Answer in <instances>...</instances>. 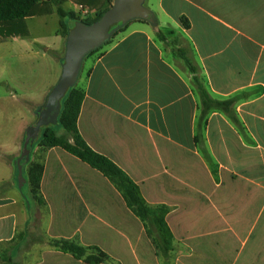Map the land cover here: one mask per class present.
I'll return each mask as SVG.
<instances>
[{
	"label": "crops",
	"instance_id": "0c3cea01",
	"mask_svg": "<svg viewBox=\"0 0 264 264\" xmlns=\"http://www.w3.org/2000/svg\"><path fill=\"white\" fill-rule=\"evenodd\" d=\"M52 8L54 41L31 31L0 39L57 64L42 107L62 73L61 22L75 25ZM62 8L83 20L81 5ZM146 8L151 21L121 25L84 58L79 131L150 205L170 207L171 264H264V0H146ZM216 102H230L238 124ZM34 156L45 205L26 207L13 181L0 182V264L6 255L17 264H84L54 250L52 238L100 247L112 258L103 264H164L104 175L58 147L38 145Z\"/></svg>",
	"mask_w": 264,
	"mask_h": 264
},
{
	"label": "trees",
	"instance_id": "16d2710c",
	"mask_svg": "<svg viewBox=\"0 0 264 264\" xmlns=\"http://www.w3.org/2000/svg\"><path fill=\"white\" fill-rule=\"evenodd\" d=\"M66 0H0V39L25 38L29 36V29L26 19L42 15H49L53 12L52 6L57 8L58 15L64 19L70 17L76 22H83L91 25L98 21L109 9L114 0H72L89 10L97 11L96 17L90 20L76 18L73 12L68 13L62 8ZM153 17V15H152ZM122 24L111 28V33L117 35L116 30ZM65 38L68 37L69 29L61 22ZM119 31V30H118ZM192 70L194 69L193 66ZM201 89V96L204 108L209 109L207 93ZM85 94L75 86L70 88L64 99L61 101V112L56 125L42 127L43 139L40 147L43 150L61 148L75 156L91 168L104 175L120 192L128 209L144 224L148 236L152 239L158 254L163 258L164 264H171L170 257L174 251V236L167 224L166 218L170 213L167 205H150L143 197L140 187L112 160L94 151L82 137L78 120ZM232 118L237 124V119L231 113L230 102L210 103ZM203 118V117H202ZM60 129L63 133L60 134ZM40 131V132H41ZM25 141V140H24ZM44 174V167L41 163H32L29 169L31 182V194L34 200L44 206L45 202L41 196L40 188ZM54 250L62 254H69L77 260H84L87 264H103L112 262V258L98 246L85 247L73 240L51 239L48 243ZM6 264H17L10 255L4 257Z\"/></svg>",
	"mask_w": 264,
	"mask_h": 264
},
{
	"label": "rangeland",
	"instance_id": "374dc122",
	"mask_svg": "<svg viewBox=\"0 0 264 264\" xmlns=\"http://www.w3.org/2000/svg\"><path fill=\"white\" fill-rule=\"evenodd\" d=\"M143 6L146 7V0ZM53 12L51 11L46 19L38 17L26 19V25L33 37L37 36L47 41L55 40L60 25L59 17ZM96 15L82 14L81 18L90 20ZM10 47L0 45V182L13 181L28 207L35 201L31 194L29 169L35 162L34 150L41 144L43 132L41 131L35 141L28 145L29 154L23 158L24 150H19L20 141L22 137L26 138V135L23 136V130L26 132L36 124L35 118L42 109L43 94L49 90L48 83L57 64L49 58L33 53L22 56V53ZM59 132L62 134L63 130L60 129ZM19 159L21 160L18 165Z\"/></svg>",
	"mask_w": 264,
	"mask_h": 264
},
{
	"label": "water",
	"instance_id": "95a60500",
	"mask_svg": "<svg viewBox=\"0 0 264 264\" xmlns=\"http://www.w3.org/2000/svg\"><path fill=\"white\" fill-rule=\"evenodd\" d=\"M143 2L144 0H114L113 6L95 23L87 25L79 21L75 23L73 28L69 29L66 52L61 62V76L40 110L35 126L26 131L22 158L29 154L28 145L35 141L42 127L58 123L61 101L69 89L75 86L84 58L110 39L111 28L136 19L152 20L150 10L143 6ZM20 160H18V165ZM19 171H21L20 166Z\"/></svg>",
	"mask_w": 264,
	"mask_h": 264
},
{
	"label": "built area",
	"instance_id": "2783aa9c",
	"mask_svg": "<svg viewBox=\"0 0 264 264\" xmlns=\"http://www.w3.org/2000/svg\"><path fill=\"white\" fill-rule=\"evenodd\" d=\"M82 8H84V7H82ZM82 12H83V14L86 15V16H89V15L91 14V11H89V10L86 9V8L82 9Z\"/></svg>",
	"mask_w": 264,
	"mask_h": 264
}]
</instances>
